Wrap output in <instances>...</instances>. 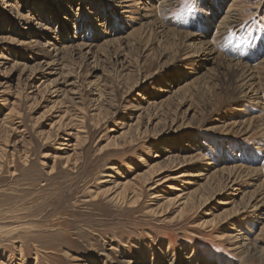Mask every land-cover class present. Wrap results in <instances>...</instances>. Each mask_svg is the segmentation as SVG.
<instances>
[{
    "label": "rangeland",
    "instance_id": "374dc122",
    "mask_svg": "<svg viewBox=\"0 0 264 264\" xmlns=\"http://www.w3.org/2000/svg\"><path fill=\"white\" fill-rule=\"evenodd\" d=\"M117 1L0 0V264H264V0Z\"/></svg>",
    "mask_w": 264,
    "mask_h": 264
},
{
    "label": "bare ground",
    "instance_id": "6f19581e",
    "mask_svg": "<svg viewBox=\"0 0 264 264\" xmlns=\"http://www.w3.org/2000/svg\"><path fill=\"white\" fill-rule=\"evenodd\" d=\"M128 1L129 3L133 2L132 0H119L118 3H121V7L122 8H127V4H128ZM163 2V1H162ZM161 3V2H160ZM138 4V3H137ZM139 4H141L139 2ZM164 4H162L163 6ZM160 7V6H159ZM145 8V7H143ZM229 15V14H228ZM228 18V17H227ZM225 21L226 20H229L228 19H224ZM189 37V36H188ZM207 47H205V50L202 51V53L200 55H197V56H200V57H203L201 58V61H203V65L206 64V65H210V64H214L215 63V59H216V54L214 53V51L208 46L206 45ZM79 49L82 48L83 50H90V46H82L80 45V47H78ZM67 49V48H66ZM69 49V48H68ZM63 50V48H62ZM58 51V50H57ZM76 54V53H75ZM240 63V62H239ZM50 64V63H49ZM237 64H234L231 68L232 69H229L228 72L232 73V75L234 74L236 77H237V81H236V84L239 88H242L244 90H246V93L245 95H243V98H247L248 100H253V101H256L257 102H260L259 99H260V92L263 90V88L259 85V78H257L255 72H253L250 68H247V67H241V68H237ZM48 66V65H47ZM49 68V67H48ZM49 70V69H48ZM238 81H240V83L238 84ZM263 86V85H262ZM241 91V90H240ZM243 91V90H242ZM245 92V91H244ZM240 94V93H239ZM262 99V98H261ZM260 99V100H261ZM151 103V102H150ZM239 123H235L233 124V126H237ZM240 126V125H239ZM240 129V128H239ZM167 151L168 153L170 152L169 149L168 150H165ZM171 162V161H170ZM166 165L164 164H161V163H156L155 165H153L152 170L151 172L154 174L155 172H159L161 171ZM169 166V165H168ZM175 166V165H174ZM234 169V168H233ZM208 170V169H207ZM209 171V170H208ZM224 171V170H223ZM236 171V169H235ZM260 172V169L258 168H255V169H250V172ZM249 172V173H250ZM207 172H205V170L203 169L202 171L199 172L198 174V177L199 179L198 180H202L204 177L207 176ZM246 175V174H245ZM250 175H252V173H250ZM187 177H189L188 174H185V173H180L179 176L177 178H183V179H186ZM147 179H145L146 181ZM146 183V182H145ZM128 185V184H127ZM229 188H233L234 186H236L235 184V181L234 180H230L229 181ZM175 191L177 192H182L181 189L179 188H175ZM233 191H238V189L236 190V188H233ZM239 193V192H238ZM240 194V193H239ZM182 196V194L180 193V195H178L177 197L180 199V197ZM155 197V196H154ZM184 203V202H183ZM222 205L224 206H229L230 203L229 202H225L223 203Z\"/></svg>",
    "mask_w": 264,
    "mask_h": 264
}]
</instances>
